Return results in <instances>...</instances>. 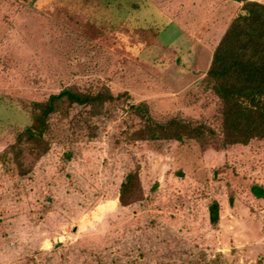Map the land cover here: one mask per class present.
<instances>
[{"label":"rangeland","instance_id":"obj_1","mask_svg":"<svg viewBox=\"0 0 264 264\" xmlns=\"http://www.w3.org/2000/svg\"><path fill=\"white\" fill-rule=\"evenodd\" d=\"M232 0H0V264H264V139L129 140V106L218 128L201 83L238 10ZM238 6V7H237ZM155 27L151 43L139 29ZM76 85L114 95L95 135L50 117L49 152L21 174L6 148L31 103ZM86 115V114H85ZM137 168L146 198L123 206ZM219 203V221L210 206Z\"/></svg>","mask_w":264,"mask_h":264},{"label":"trees","instance_id":"obj_2","mask_svg":"<svg viewBox=\"0 0 264 264\" xmlns=\"http://www.w3.org/2000/svg\"><path fill=\"white\" fill-rule=\"evenodd\" d=\"M139 39L151 43L159 34L155 27L139 29ZM204 90L216 98L218 108L215 118L218 128L204 120L193 121L171 117L157 121L146 101L129 106L139 120V126L127 132L129 140H177L193 139L201 145L219 142L226 147L248 144L253 139H264V2L245 0L231 18L219 41L213 48L208 69L201 81ZM121 93L112 94L103 86L96 92L85 91L76 85L68 86L45 101L31 103V124L19 131L15 141L6 148L21 174L32 165L25 160L31 156L38 160L50 150L46 134L50 129V117L59 112L64 116L71 109L81 107L85 113L74 115L72 122H83L91 135H95L92 119H100L107 104L115 102ZM86 114V115H85ZM255 194L264 197V188L254 185ZM146 198L137 168L130 169L123 177L119 189V201L123 206L142 202ZM210 221H219V203L210 206ZM209 264V263H203Z\"/></svg>","mask_w":264,"mask_h":264},{"label":"water","instance_id":"obj_3","mask_svg":"<svg viewBox=\"0 0 264 264\" xmlns=\"http://www.w3.org/2000/svg\"><path fill=\"white\" fill-rule=\"evenodd\" d=\"M232 1L243 2V1H245V0H232Z\"/></svg>","mask_w":264,"mask_h":264},{"label":"crops","instance_id":"obj_4","mask_svg":"<svg viewBox=\"0 0 264 264\" xmlns=\"http://www.w3.org/2000/svg\"><path fill=\"white\" fill-rule=\"evenodd\" d=\"M260 1H263V2H264V0H260ZM238 6H239V4H238ZM238 6H237V7H238Z\"/></svg>","mask_w":264,"mask_h":264}]
</instances>
